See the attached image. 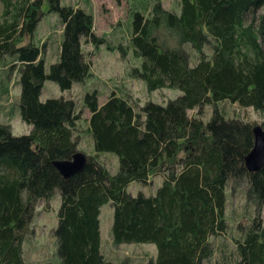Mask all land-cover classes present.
Segmentation results:
<instances>
[{
  "label": "trees",
  "instance_id": "1",
  "mask_svg": "<svg viewBox=\"0 0 264 264\" xmlns=\"http://www.w3.org/2000/svg\"><path fill=\"white\" fill-rule=\"evenodd\" d=\"M0 2L5 79L0 94L8 93L7 76L16 66V108L32 126L29 133L14 135L11 125L0 121V264H26L23 243L37 203L43 199L48 207L56 192L61 198L54 229L57 264H130L110 261L101 249L100 213L109 201L115 246L153 243L156 256L145 264H201L216 251L211 237L229 231L228 191L241 185L254 214L237 224L233 258L217 264H264V164L259 170L246 165L254 128L264 129V121L229 117L220 104L228 100L264 113V13L257 15L264 0H177V12L154 0L152 16L145 15L151 4L137 6L129 45L142 63L131 75L149 90L181 93L165 104L148 101L139 107L115 91L103 102L98 88L85 91L82 104L90 112L87 132L95 152L69 177L56 162L79 151L80 110L72 98L42 100L43 85L51 80L67 90L91 78L83 43L97 47L106 39L95 34L93 15L85 8L62 0ZM44 5L63 26L58 58L48 69L42 47L33 41ZM161 21L178 32L181 44L195 49L194 63L183 48L161 50L150 30ZM25 36L31 40L17 44ZM204 105L212 107L207 120ZM194 108L198 112L190 116ZM103 152L118 155L115 172L100 159ZM155 173L163 179L154 193L127 190L129 183L146 184Z\"/></svg>",
  "mask_w": 264,
  "mask_h": 264
},
{
  "label": "rangeland",
  "instance_id": "2",
  "mask_svg": "<svg viewBox=\"0 0 264 264\" xmlns=\"http://www.w3.org/2000/svg\"><path fill=\"white\" fill-rule=\"evenodd\" d=\"M63 3L82 7L93 15L94 32L99 37H105L106 42L97 47L91 43H83L86 58L91 63L93 76L83 83H74L72 88L61 90L59 86L46 80L43 85L41 99L64 96L76 101L80 120L78 149L87 156L94 154L92 140L88 130L89 110L82 104V96L87 90L99 89V101L106 100L108 95L115 91L121 95H128L132 102H136L139 107L148 101H156L165 104L169 99L178 96L181 91L177 88H158L149 90L144 80L131 75L134 66L139 67L142 57L134 53V49L129 45L132 25V11L141 7L144 3L151 4L145 15L152 16V4L154 0H62ZM165 9L177 12L179 9L177 0H161ZM48 6L44 5V18L38 25L33 41L42 47L46 60V68L50 62L58 58L59 44L62 37L63 26L58 21L56 13L47 11ZM3 12V5L0 2V14ZM264 13V7L257 11V15ZM247 22L249 20H246ZM151 34L157 37L161 50L165 48H183L190 56L191 63L196 61L197 52L190 43L181 44L178 32L166 26L164 21L161 24L153 23ZM29 36L18 40L19 45L27 44ZM109 45H108V44ZM122 44L125 49H121ZM111 45V46H110ZM207 53H211L210 46L205 47ZM16 65V64H14ZM4 69V67L2 66ZM18 73L15 68L9 71L7 83L8 93L0 94V121L8 122L14 135L27 134L31 130V125L24 122L16 106L20 96V86L17 83ZM5 82L4 76L0 73V85ZM221 106L226 110L229 117H238L248 122L261 124L264 121V113L255 110L251 106H241L228 100L222 101ZM77 108V109H78ZM204 119L207 120L212 115V107L204 105ZM198 112V108L189 110V115L193 116ZM100 159L104 160L112 172H115L119 165L118 155L112 152H103ZM161 173L152 174L149 182L142 184L133 181L128 184L127 190L136 195L139 191L145 194L155 192L157 186L162 182ZM60 195L58 192L50 199L48 207L43 199H40L36 206V215L33 221L32 230L27 235L23 243L24 258L26 264H57L56 256V235L54 232L58 223V212L60 209ZM254 214V207L248 202L246 197V185L239 186L235 191H228L227 218L229 220V231L225 234H218L211 237L215 243L216 251L212 258L203 261L201 264H217L218 261L231 257L233 258L234 239L238 236L237 224H246ZM264 219V212H262ZM113 223V207L111 202L102 205L100 213V233L101 249L107 259L114 263L128 261L130 264H145L150 258L156 256V246L153 243L133 242L115 246L111 238V227Z\"/></svg>",
  "mask_w": 264,
  "mask_h": 264
},
{
  "label": "water",
  "instance_id": "3",
  "mask_svg": "<svg viewBox=\"0 0 264 264\" xmlns=\"http://www.w3.org/2000/svg\"><path fill=\"white\" fill-rule=\"evenodd\" d=\"M254 134V146L246 159V165L251 170H259L264 164V129L261 126H256ZM86 160V155L78 151L71 160L58 161L56 166L63 176L69 177L79 171L86 163Z\"/></svg>",
  "mask_w": 264,
  "mask_h": 264
}]
</instances>
